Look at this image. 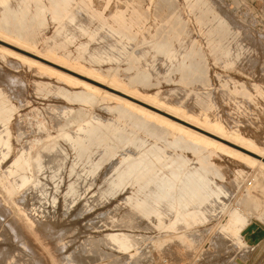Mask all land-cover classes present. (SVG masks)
<instances>
[{
	"label": "rangeland",
	"instance_id": "obj_1",
	"mask_svg": "<svg viewBox=\"0 0 264 264\" xmlns=\"http://www.w3.org/2000/svg\"><path fill=\"white\" fill-rule=\"evenodd\" d=\"M57 1L29 0L26 5L20 0L0 2V36L99 77L107 85H118L198 124L204 125L207 120L219 122L226 136L235 139L236 134L238 140L264 152V97L249 100L238 96L239 101H234L223 89V79L232 78L246 82L249 87L259 84L264 90V0H71L60 15L51 10ZM124 1L130 2L131 7H126ZM201 9L206 12L202 13ZM115 11L129 15L133 22L123 28L126 34L147 29V36L152 34V38L139 39L124 50L118 44L116 50L111 49L115 38L96 29L99 24L107 25ZM73 16L76 19L70 22ZM178 20L186 22L191 40L201 48L202 62L193 79L185 77L166 55L156 53L148 44L153 41L168 45L169 38L181 28ZM81 23L86 30L81 29ZM222 35L235 39L247 50L245 56L228 66H223L210 53L213 40ZM221 44L225 47L227 43ZM0 45L19 52L17 55L0 50V104L6 102L13 107L8 124L11 141L19 150L30 151L31 181L40 178L42 182L39 187L29 183L11 196L0 180V205H5L8 212L1 206L0 211L3 209V214H8L5 218L18 221L26 232L28 229L31 255L37 254L41 264H96L101 257L115 259V256H119V261L114 264H264V237L254 245L250 243L256 237L253 233L264 231V170L213 145L203 147L189 137L186 140L193 148L184 143L172 146L174 138L166 130L171 126L109 96L117 93L123 97L121 93L9 44L0 41ZM32 60L52 67L43 68L44 65L34 64ZM58 71L100 87L101 92L87 89L86 84L79 85ZM238 102L243 105L239 106ZM124 108L136 112L139 118L131 112L124 113ZM82 126H86L87 132L70 141L60 135L74 134ZM84 141L88 142V151L76 150ZM55 144L52 151L42 152L44 147L48 149ZM160 148L166 154H181L185 163L179 166L172 159L157 161L155 154L161 152ZM16 152L10 153L3 167L13 161ZM38 153L43 154L44 166L39 174L34 162ZM80 153L83 156L78 157ZM140 157L155 163L176 187L206 170L208 189L213 192L210 203L217 210L207 221L195 226L194 240L184 235L186 231L155 229L148 220L140 221L145 228L137 232L118 227L111 220L128 208L119 199L130 189L120 190L116 197L108 199L104 193L108 176L116 165L124 162L121 165L124 167ZM73 160L78 162L76 173H82L81 164L92 165L93 170L91 175L89 171L80 175L83 179L78 180L74 197L64 193L68 183L76 178L75 173L69 175ZM239 171L244 173L236 181ZM41 191L47 192L45 200ZM33 204L44 207L40 214L56 224L57 235L45 237L33 227L23 212ZM237 215L247 221L246 229L250 232L246 238L250 241L242 239L252 246H241L230 231H222L226 221ZM116 229L145 235L138 238V247L131 253L135 257L109 248L102 240Z\"/></svg>",
	"mask_w": 264,
	"mask_h": 264
},
{
	"label": "bare ground",
	"instance_id": "obj_2",
	"mask_svg": "<svg viewBox=\"0 0 264 264\" xmlns=\"http://www.w3.org/2000/svg\"><path fill=\"white\" fill-rule=\"evenodd\" d=\"M28 1L29 0H20V2L24 5H26ZM0 2L1 4H3L5 0H1ZM69 3H71V0H58L57 3L52 6L51 10L54 14L59 13L60 15L63 9L69 5ZM124 4L126 5V7H131V3H128V1H124ZM201 12H206V10H202ZM75 19L76 17L73 16L69 21L74 22ZM211 21L214 22V20ZM132 23L133 22L130 21L129 15H123L122 12L115 11L113 13V16L108 20L107 25L99 24L96 31L103 30L105 32H109L113 36V38H115L114 46H112L111 48L113 50L117 49L115 44L121 45L124 50L132 42H135L139 39L145 41L149 38H152V36H150L152 34H150L149 37L147 36V29L141 30L140 32L132 31L129 34H126L123 31V28L131 25ZM80 25L81 29L86 30V27H82V23ZM178 25L181 28L179 29L178 33L175 32V35L169 38L171 42L168 43V45L153 41H148V44L152 49L155 50L156 53L166 55L171 63H174L176 65V68L180 69L185 77L193 79L195 72L198 71L202 62L201 48L198 44H196L195 40H191L190 34L187 31L188 29L186 22L184 20H178ZM0 41L14 46L15 48L20 49L24 52L32 54L37 59H41L42 61L50 63L51 65H55V67L57 66L69 70L71 73L73 72L80 75L78 77L83 76L98 84L106 85L118 93H121L125 97L119 96L117 95V93L110 94L109 96H113L125 105L133 107L143 115L153 117V120L155 117L159 118L163 122L167 123L169 127L171 126V128H173L172 130H170L171 128L166 129L168 133L174 138V140L171 141L172 146L178 147L179 143H184L190 145L193 148L192 143L186 140V138L189 137L192 141H199L203 147L213 145V148L215 149L226 151L233 156L241 158L242 160H244V162H246V164L253 165L254 167L258 166L262 169L261 171L264 170V152L258 148L250 147L244 142L238 140L240 137L236 134L234 135L235 139L226 136L224 133H222L223 126L219 122H212L210 120H207L206 124L204 125L198 124L196 121L184 116L181 117L178 114L170 112V110L168 109V111H166L159 104L151 102L149 100H144L138 97L135 93L124 90L118 85H107L101 78L96 77L90 73L80 71L79 69H76L74 67L65 65L58 60L56 61L55 59L48 57V55L39 52H33L29 48L14 43L2 36H0ZM235 41V39H230L225 35H222L216 40H213L210 53L213 56L218 57L219 60L222 61L223 66H228L231 63H235V59L238 60L241 57L245 56L247 53V50ZM221 42L227 43L225 47L221 44ZM178 46H180L181 49H179ZM1 49L19 55V52L16 53V51L7 49L4 46L1 47L0 45V50ZM32 62L34 64H40L39 66L44 65L43 68L46 66L47 68L51 69L52 67H49L46 64H43L41 61L39 62L38 60H32ZM45 71L47 72V69ZM59 73L60 75L62 74V76L64 75L69 80L80 83L79 85L86 84V86H88L87 89L94 90L95 92L97 90L98 93L101 92L99 90L100 87L91 85L87 82H83L82 80H79L78 78H75L73 76H69L66 73ZM66 78H64V80ZM223 89L226 94L234 101L238 100V96L243 98L246 97L249 100L256 99L260 96L264 97V90L260 87L259 84H253V87H249L246 85V82L234 81L232 78L223 79ZM90 97L87 96V98ZM130 99H133L135 101L137 100L155 109L158 112H163L164 114L175 118L181 123L169 120L167 119V117L165 118L163 117V115L161 116L159 113L153 112V110H149L148 108L140 106L138 105V103L136 104L134 102H131ZM238 105L242 106L243 103L238 102ZM123 110L124 113L131 112L129 108H124ZM12 113V106L8 105L6 102L0 104V180L9 195L15 196L16 193L21 191V188L27 187L29 183H31L35 187H39L42 182L40 178L31 181L33 176L31 163L33 162L32 157L30 156V151H27L25 149L19 150L15 145H13L11 141L12 134L8 124L10 118L12 117ZM131 113H133L132 116L136 119L139 118L136 112L132 111ZM122 116L124 118L123 114ZM142 118L144 123H146V119L144 117ZM159 119L157 120L159 121ZM86 132V126H82L79 127L74 134L69 132H62L60 135L64 139L70 141L72 137L79 136L80 134ZM73 146L75 147V144H73ZM55 148L56 144L48 149L44 147L42 152H50ZM75 148L79 151H88V142H81L80 144H78V147ZM136 148L139 147L136 146ZM160 149L161 152L155 154V159L157 161L163 162L168 159H172V161L178 163L179 166L185 163L186 159L181 154H166L164 149ZM13 151H17L16 155H13V161L10 164L8 163L6 167H3L2 163L7 157H9L10 153H12ZM80 156H83V154H78V157ZM42 158L43 154L38 153L34 159L38 174L42 173L44 169ZM66 159L63 160L64 164ZM123 163L124 162H122L120 165H116L112 169L111 173L108 176L107 189L104 191V193H107V198L111 199L113 198V196L116 197L119 194L120 190L122 191L130 189V192L127 195L119 199V202L121 201L126 203L128 205V208L122 211V213H120L118 217L113 215V217H111V220L116 223V226L124 227L137 232L145 228L140 223V221L148 220L149 226L155 229L176 232L180 230L186 231L184 232V235H187L189 236V238L191 237L194 240L195 236L192 235V233H194L192 230L195 228V226L207 221L209 217L213 215L214 211L217 210V208L211 206L210 203V193L212 191L210 192L208 189L207 183L209 181V177L206 176V170L203 169L202 171L198 172V174L192 176L188 183H184L179 187H176L172 180L167 179L165 175L160 173L157 165L146 157H140L136 161L128 163V165L121 167ZM64 164L60 167V171L63 170ZM76 166H78V162L76 160H73L72 164L70 165L69 175L75 173L76 178L74 181H70L68 183L67 189L64 192L67 194V196L74 197L75 191L78 186V180L83 179L80 178V175L84 173L87 174L88 171L89 175L93 174L92 165L81 164V167L83 168L82 173L75 172ZM243 173V171H239L237 173L238 176L235 178V180L237 181L238 178L243 175ZM40 195L45 200L47 197V192L41 191ZM20 200L21 199H19L18 202H20ZM4 206L1 207L3 209L5 208L4 210L7 213L8 208ZM118 206L119 204L115 205L112 210L117 209ZM3 209L2 212L0 211V264H41L39 262L40 258L37 254L35 257L31 255L30 242L27 238L28 229L26 232L24 227L18 221L5 218L8 214H3ZM43 210L44 207L42 205L36 206L33 204L28 208H24L23 212L28 220L32 223L33 227L40 231L41 235L45 237H49L50 235H57L59 233V230L56 224L51 220L48 221V217H46V215H44L43 213L40 214V212ZM112 210L108 211L110 215L112 214ZM231 213L234 212L232 211ZM12 218L14 217L12 216ZM246 227L247 221L240 215H237L235 217L229 218L226 221L222 231L223 233H227V231H230L231 235L241 246L246 245V247H248L252 246L250 245V243L254 245L256 241L252 240L250 243L243 242L242 238L248 239L246 237H248L247 233L249 228L246 229ZM241 233L243 235H241ZM144 236L145 235L131 234L123 229H116L105 234L102 240L109 245V248L124 252L125 254L128 253L130 254L131 258H133L136 255L131 253L135 252L136 248L138 247V238H142ZM96 247L98 246L96 245ZM118 258L119 256H115V259H105L101 257V261L98 263L96 262V264H114L112 262L119 261Z\"/></svg>",
	"mask_w": 264,
	"mask_h": 264
},
{
	"label": "water",
	"instance_id": "obj_3",
	"mask_svg": "<svg viewBox=\"0 0 264 264\" xmlns=\"http://www.w3.org/2000/svg\"><path fill=\"white\" fill-rule=\"evenodd\" d=\"M253 234H255V236L257 237V238L254 237V239H252L253 241H256L255 243H257L262 237H264V231H258V232L253 233ZM258 236H260V238Z\"/></svg>",
	"mask_w": 264,
	"mask_h": 264
}]
</instances>
